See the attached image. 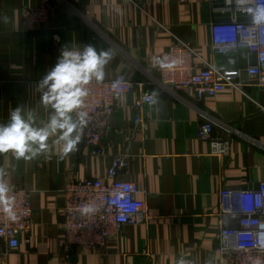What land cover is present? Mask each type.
Instances as JSON below:
<instances>
[{
    "label": "crops",
    "instance_id": "crops-1",
    "mask_svg": "<svg viewBox=\"0 0 264 264\" xmlns=\"http://www.w3.org/2000/svg\"><path fill=\"white\" fill-rule=\"evenodd\" d=\"M44 1L52 8L37 29H63L62 46L56 35L27 34L22 22L23 6ZM222 7L209 0H0V123H7L17 106L32 109L38 126L47 122L51 109L42 106L37 84L65 46L91 44L107 51L104 79L122 74L134 84L130 93L114 97L101 155L90 154L82 140L65 155L58 135L49 138L46 153L30 160L0 153V179L29 190L33 209L30 242L0 245V264H218L219 229L238 226L236 216L220 209L219 190L236 192L264 181V95L244 71L255 55L243 47L212 51L211 22L229 17ZM174 38L192 44L198 67L207 61L220 70L240 69L241 88L225 87L199 100L162 84L160 53ZM140 90L155 99L142 109L145 130L132 140L118 177L136 182L141 190L136 197L145 199L150 218L122 226L94 252L66 246L61 189L75 178H105L112 156L124 151ZM204 122L211 123L213 137L229 140L228 154L208 153L199 137ZM224 208H236L233 197L225 199Z\"/></svg>",
    "mask_w": 264,
    "mask_h": 264
},
{
    "label": "built area",
    "instance_id": "built-area-1",
    "mask_svg": "<svg viewBox=\"0 0 264 264\" xmlns=\"http://www.w3.org/2000/svg\"><path fill=\"white\" fill-rule=\"evenodd\" d=\"M209 1L222 3L220 12L229 13L228 19L210 24L212 51L223 53L243 47L254 54L255 62L244 71L264 95V23L257 24L254 19L258 9L264 7V0ZM51 8L52 4L46 1L34 7L23 6V24L29 29H37L46 21ZM198 58L200 56L191 43L174 38L160 53V82L173 89L190 91L199 100L213 97L225 87L241 88L240 69L220 70L207 61L198 67L195 62ZM138 85L142 86L141 83ZM133 86L122 74L99 82L93 80L87 85L83 110L88 113V122L81 132V140L90 154L103 153L102 138L111 128L114 97L130 93ZM154 99L153 93L138 91L132 102L135 115L124 151L112 156L105 178H75L66 181L62 187L64 204L59 216L66 246L94 252L122 226L139 225L149 220L145 199L136 197L141 191L136 182L118 176L127 165L132 140L145 130L142 109ZM199 137L207 142L210 155L220 157L230 151L229 140L212 136L210 122L200 126ZM9 187L7 207L10 211L6 212L5 206L0 204V245L16 248L21 241L30 242L33 209L29 190L22 186ZM232 197L236 208H224L225 199ZM218 205L222 212L236 216L238 220L237 227H221L218 231L214 247L218 264H264V181L256 187L236 192L220 189ZM85 208L89 210L84 211Z\"/></svg>",
    "mask_w": 264,
    "mask_h": 264
},
{
    "label": "clouds",
    "instance_id": "clouds-1",
    "mask_svg": "<svg viewBox=\"0 0 264 264\" xmlns=\"http://www.w3.org/2000/svg\"><path fill=\"white\" fill-rule=\"evenodd\" d=\"M254 19L257 24L264 23V7L258 9ZM109 60L107 51H98L91 44L82 49L65 46L55 65L37 84V90L42 93V106L51 109L49 119L43 126H38L32 109L13 108L8 122L0 123V153L11 152L17 160H30L46 153L49 138L57 135L62 142L63 154L75 150L88 122V113L83 110L87 85L93 80L104 79L105 65ZM10 190L9 185L0 179V204L5 206L6 212L10 211L7 207Z\"/></svg>",
    "mask_w": 264,
    "mask_h": 264
},
{
    "label": "water",
    "instance_id": "water-1",
    "mask_svg": "<svg viewBox=\"0 0 264 264\" xmlns=\"http://www.w3.org/2000/svg\"><path fill=\"white\" fill-rule=\"evenodd\" d=\"M27 34L33 35H56L58 37L57 42L62 46L63 45V36L64 30L61 28H39V29H30L27 31ZM78 162V158L76 159Z\"/></svg>",
    "mask_w": 264,
    "mask_h": 264
}]
</instances>
